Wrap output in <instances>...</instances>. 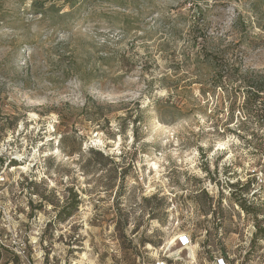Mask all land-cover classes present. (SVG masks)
Masks as SVG:
<instances>
[{"label": "rangeland", "instance_id": "1", "mask_svg": "<svg viewBox=\"0 0 264 264\" xmlns=\"http://www.w3.org/2000/svg\"><path fill=\"white\" fill-rule=\"evenodd\" d=\"M32 2L0 0V264L238 258L235 199L264 213V0Z\"/></svg>", "mask_w": 264, "mask_h": 264}, {"label": "trees", "instance_id": "2", "mask_svg": "<svg viewBox=\"0 0 264 264\" xmlns=\"http://www.w3.org/2000/svg\"><path fill=\"white\" fill-rule=\"evenodd\" d=\"M66 2V1H64ZM65 4V3H64ZM32 13L35 16H40L41 18H46L47 14L50 12H55L56 17H58L59 19H62L63 14H60V8L56 3V0H33L32 2ZM200 55H194L191 59V57H185L184 63H189L191 60L194 61V63H199L200 60ZM235 79V72L234 71H229L227 69V71H224L222 73H220V75L216 78V82H215V88L217 89H222L224 88V86L226 85L227 82H232ZM168 80V76L163 77L160 82L165 83ZM167 89L169 91V93H172V89L170 87L167 86ZM264 94V88H259L255 99H259L260 96ZM8 128L10 130H15L16 129V124L15 122L8 124ZM3 132V129L1 130ZM5 136H1L0 135V144L3 141ZM90 154H95V155H100L101 154L97 151H95L94 149H90L89 150ZM9 164H15L14 161H10ZM14 165H11V167H13ZM255 183L256 182H248L247 183V198L249 195H251L254 191H255ZM31 185H33V183H31ZM232 188H234V185H231ZM69 192L72 195V199H71V207L69 209V211L65 208V207H61V210L59 212V214L57 215L56 221L57 222H65L68 219H70L78 210V208L81 205V198L80 195L78 194L77 191H74V189H70ZM259 192H256L253 194V197L258 195ZM121 196V195H120ZM156 198V196L152 197V199ZM42 201H44L43 197L41 198ZM145 201H149L148 199H145ZM244 201H237V199H235V206L237 208L240 209V211L243 214L247 215V218L249 220H251L252 226H253V231H252V236H251V240H250V247L247 249V251L243 252L240 256H238V258L236 257L235 259H232L229 251H227V247H206L205 244L204 246V251L205 253L202 255H205V258H207L208 260L214 261V259L216 260L217 258H219L221 260V262L223 264H236L237 262H242L241 264H252L254 259L262 252V248L261 244H264V213L260 214L257 213L256 208L254 207V205L250 202V200H247V205L243 203ZM263 208V206H262ZM68 212V213H66ZM261 215V216H260ZM262 219L263 223L262 225H259L258 220ZM128 220H126L125 222L127 223ZM222 223H220L218 225L219 230L222 229ZM117 228H120L121 226L119 224H117L116 226ZM191 242L193 243L192 239ZM154 244V243H153ZM184 244V243H183ZM181 244V245H183ZM215 253V254H214ZM217 256V258H216ZM140 260V258H139ZM144 261V258H143ZM140 262V261H139ZM155 262L158 261H154ZM163 262L166 264H172L171 261H169L168 259H163ZM140 264V263H138Z\"/></svg>", "mask_w": 264, "mask_h": 264}, {"label": "built area", "instance_id": "3", "mask_svg": "<svg viewBox=\"0 0 264 264\" xmlns=\"http://www.w3.org/2000/svg\"><path fill=\"white\" fill-rule=\"evenodd\" d=\"M255 192H253L251 195H253ZM253 226H252V230H251V236H252V231H253ZM263 250H264V248H262V252H263ZM247 251V250H246ZM245 252V251H244ZM262 252H261V255H258L257 256V259L259 260V262H260V264H264V256L262 255ZM163 262V261H162ZM156 264H166V263H159V262H157ZM218 264H223L222 262H221V260H219L218 261ZM236 264H239V262H237Z\"/></svg>", "mask_w": 264, "mask_h": 264}]
</instances>
